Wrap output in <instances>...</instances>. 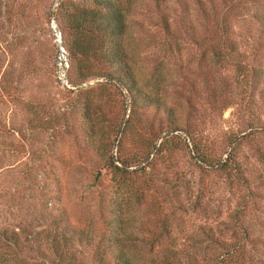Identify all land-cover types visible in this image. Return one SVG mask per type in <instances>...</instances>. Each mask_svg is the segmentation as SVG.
Instances as JSON below:
<instances>
[{
  "label": "rangeland",
  "instance_id": "obj_1",
  "mask_svg": "<svg viewBox=\"0 0 264 264\" xmlns=\"http://www.w3.org/2000/svg\"><path fill=\"white\" fill-rule=\"evenodd\" d=\"M59 1L0 0V250L19 257L7 264H115L121 251L264 264V0L120 1L130 63L171 114L134 106L103 61L77 78ZM223 15L236 62L204 41ZM232 147L237 172L200 159Z\"/></svg>",
  "mask_w": 264,
  "mask_h": 264
},
{
  "label": "trees",
  "instance_id": "obj_2",
  "mask_svg": "<svg viewBox=\"0 0 264 264\" xmlns=\"http://www.w3.org/2000/svg\"><path fill=\"white\" fill-rule=\"evenodd\" d=\"M120 1L92 0L94 4L92 6L79 4L76 0L59 1V11L61 10L64 14L72 35L66 40V43L71 63L77 71V78L84 80L94 75L92 61H103L109 66V79H114L125 89L134 106H154L171 114L173 113L172 106L167 103L164 97L145 88L130 63L131 60L124 42L127 5L121 4ZM259 17L264 24V13H261ZM229 31L227 16L223 15L216 23L212 33L204 37L205 43L211 46L215 59L221 63L238 61L236 60L238 49ZM175 129L178 127L175 126ZM173 135L179 137V134ZM91 143L93 142L91 141L89 144ZM93 146L96 145L93 143ZM234 151L235 148L232 147L227 151L226 156H219L214 159L207 151H201L200 159L230 174L232 171L237 172L238 170ZM117 159L123 163V166L130 165L124 162L120 156ZM145 159L147 157L139 158L136 162L137 166L143 163ZM112 165L116 169H122L113 163V159ZM15 242L18 245L16 238ZM4 243V247L0 250V264H7L8 261L17 263L19 257L17 258L9 251L7 242ZM114 260L115 264H119V262L120 264H136L133 258L124 251L118 252ZM224 261H219V264H233L235 258H233L231 251Z\"/></svg>",
  "mask_w": 264,
  "mask_h": 264
}]
</instances>
